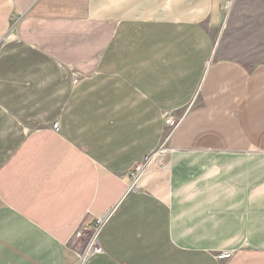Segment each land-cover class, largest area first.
<instances>
[{
  "label": "crops",
  "instance_id": "1",
  "mask_svg": "<svg viewBox=\"0 0 264 264\" xmlns=\"http://www.w3.org/2000/svg\"><path fill=\"white\" fill-rule=\"evenodd\" d=\"M110 212L81 264H264V0H0V264Z\"/></svg>",
  "mask_w": 264,
  "mask_h": 264
},
{
  "label": "built area",
  "instance_id": "2",
  "mask_svg": "<svg viewBox=\"0 0 264 264\" xmlns=\"http://www.w3.org/2000/svg\"><path fill=\"white\" fill-rule=\"evenodd\" d=\"M230 3L231 1H228L226 3V9H229L230 7ZM176 119L173 117H170L166 120V125L169 128H174L176 126ZM157 154H159V152L153 154L151 157L147 158L145 160V162L142 165H139L136 170L135 173L133 174V183H132V187L135 186L138 181L140 180V178L145 174V172L147 171V169L149 168V166L154 162ZM111 212L108 213L105 217L103 218H99L96 220V224L94 227V230L92 231L90 237L87 239L85 246L83 248V251L81 253V261L80 264L83 263L84 261H86L91 255L93 254H101L103 253V248L100 245L99 242V233L102 229V227L104 226V224L106 223V221L108 220V218L111 216ZM86 232V230L82 231V232H78V237L81 238L82 236H84V233Z\"/></svg>",
  "mask_w": 264,
  "mask_h": 264
},
{
  "label": "rangeland",
  "instance_id": "3",
  "mask_svg": "<svg viewBox=\"0 0 264 264\" xmlns=\"http://www.w3.org/2000/svg\"><path fill=\"white\" fill-rule=\"evenodd\" d=\"M226 11H228V9H226Z\"/></svg>",
  "mask_w": 264,
  "mask_h": 264
}]
</instances>
